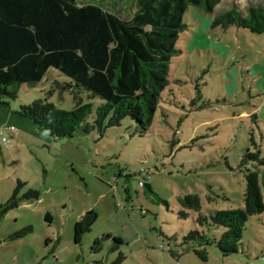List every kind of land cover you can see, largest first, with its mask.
I'll list each match as a JSON object with an SVG mask.
<instances>
[{
	"label": "rangeland",
	"instance_id": "rangeland-1",
	"mask_svg": "<svg viewBox=\"0 0 264 264\" xmlns=\"http://www.w3.org/2000/svg\"><path fill=\"white\" fill-rule=\"evenodd\" d=\"M251 2L264 4L223 0L216 14L232 7L246 13ZM213 17L188 8L171 84L144 133L126 117L104 133L53 137L21 115L23 105L39 99L62 109L76 106V87L56 68L0 104V131L11 140L6 146L0 136V204L18 181L26 183L20 195L40 192L0 219V264H113L120 255V264H264V212L250 217L231 255L215 242L226 228L197 221L244 205L248 167H259L264 193V165H241L248 148L264 157V34L212 27ZM80 99L95 108L101 102L87 91ZM11 117L18 126L13 134L6 126ZM190 193L200 196L202 208L185 217L179 199ZM88 211L98 218L76 243L75 223ZM196 229L212 239L204 246L207 261L195 252L202 239L185 240ZM114 236L122 242L116 245ZM99 237L105 238L95 249Z\"/></svg>",
	"mask_w": 264,
	"mask_h": 264
},
{
	"label": "trees",
	"instance_id": "trees-1",
	"mask_svg": "<svg viewBox=\"0 0 264 264\" xmlns=\"http://www.w3.org/2000/svg\"><path fill=\"white\" fill-rule=\"evenodd\" d=\"M223 0H0V104L7 92L18 93L22 84L35 86L50 68H56L76 87V106L62 109L39 99L23 105L20 114L53 137H73L80 130L97 129L104 133L109 126L121 125L130 117L140 133L152 125L163 93L170 86L173 58L182 50L178 41L187 30L185 15L190 6L213 14L212 27L224 30L231 26L264 34V4L251 2L247 12L232 7L216 14ZM72 85V86H73ZM87 91L93 102H83L80 92ZM93 122L88 117L94 111ZM255 144L254 139L252 138ZM264 165L261 151L247 149L241 160ZM140 181V186L141 185ZM244 205L219 209L210 216L199 215L200 225L225 227L215 242L224 255L239 251L246 224L251 216L264 212V193L259 167H248ZM26 183L18 181L12 196L0 204V219L24 201L39 199L40 192L30 188L20 195ZM181 214L200 212L201 198L187 194L179 199ZM50 214H47V218ZM98 214L88 211L75 223V241L92 229ZM31 229V228H30ZM29 230V229H28ZM105 237L95 240L98 249ZM202 239L195 252L205 261V245L212 242L204 230H191L185 240ZM116 245L122 239L114 236ZM123 256L113 264H120Z\"/></svg>",
	"mask_w": 264,
	"mask_h": 264
},
{
	"label": "built area",
	"instance_id": "built-area-1",
	"mask_svg": "<svg viewBox=\"0 0 264 264\" xmlns=\"http://www.w3.org/2000/svg\"><path fill=\"white\" fill-rule=\"evenodd\" d=\"M16 131H17V128H15V127L11 128L12 133H15ZM0 134L2 135L3 142L7 145H11V140L9 138L5 137L3 132H1ZM141 185H143L142 182H141Z\"/></svg>",
	"mask_w": 264,
	"mask_h": 264
},
{
	"label": "crops",
	"instance_id": "crops-1",
	"mask_svg": "<svg viewBox=\"0 0 264 264\" xmlns=\"http://www.w3.org/2000/svg\"><path fill=\"white\" fill-rule=\"evenodd\" d=\"M2 115V114H1ZM11 121L13 122V123H11V122H9V123H11L13 126H11V124L10 125H6V126H9V128H10V130H11V128L12 127H15V128H18V126L16 125V118H12L11 117ZM2 131H0V133H1ZM13 134V133H12ZM0 136L2 137V135L0 134ZM2 141H3V139H2ZM6 146H9V145H7V144H5Z\"/></svg>",
	"mask_w": 264,
	"mask_h": 264
},
{
	"label": "water",
	"instance_id": "water-1",
	"mask_svg": "<svg viewBox=\"0 0 264 264\" xmlns=\"http://www.w3.org/2000/svg\"><path fill=\"white\" fill-rule=\"evenodd\" d=\"M6 95H7L8 97H13V98L16 97V93H15V92H7ZM148 187H150V185H148Z\"/></svg>",
	"mask_w": 264,
	"mask_h": 264
}]
</instances>
